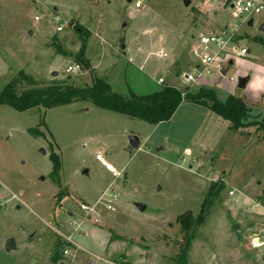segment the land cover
Here are the masks:
<instances>
[{
  "label": "rangeland",
  "instance_id": "obj_1",
  "mask_svg": "<svg viewBox=\"0 0 264 264\" xmlns=\"http://www.w3.org/2000/svg\"><path fill=\"white\" fill-rule=\"evenodd\" d=\"M137 1L0 0V91L17 77L19 92L68 76L75 87L105 80L121 96L162 85L196 91L183 78L197 60L191 35L238 24V43L248 54L235 58L225 77L213 72L202 82L221 101L229 95L247 105L264 100V10L249 27L230 10L199 0H142L136 8ZM72 64L80 71L69 75L65 69ZM241 77H249L243 90L237 88ZM260 110L264 105L252 117L264 119ZM229 126L187 102L156 126L88 101L23 112L0 106V264H50L56 240L71 244L63 235L78 246L65 264H102L95 257L173 264L182 241L178 217H196L207 186L219 179L226 188L193 229L185 264H264V247L255 250L244 239L264 230V135ZM130 136L140 142L133 155L127 151ZM96 150L119 177L95 160ZM52 152L60 160L57 175ZM107 190L116 195L115 211L103 209L97 220H86L79 206L96 203ZM9 239L15 249L6 252Z\"/></svg>",
  "mask_w": 264,
  "mask_h": 264
},
{
  "label": "trees",
  "instance_id": "obj_2",
  "mask_svg": "<svg viewBox=\"0 0 264 264\" xmlns=\"http://www.w3.org/2000/svg\"><path fill=\"white\" fill-rule=\"evenodd\" d=\"M264 45V40H259ZM87 69L88 64L84 62ZM20 78L31 83L25 75ZM19 77L11 80L0 91V106H8L23 112L33 108L49 110L55 107L69 105L74 102H90L97 108L117 113L131 119L156 126L168 122L183 102L195 104L208 109L224 121L229 122L230 131H248L246 133L262 131L264 135V119L252 117L253 110L246 102L238 97L228 96L225 100L218 99L211 88H199L191 91L188 88L176 89L162 85L158 91L147 95H137L129 92L127 96L114 93L105 80L95 79L91 85L75 87L70 84L72 78L68 76L64 82H53L41 88H29L18 92ZM245 129V130H244ZM33 135L36 133L31 130ZM52 174L57 175L60 170L59 156L50 154ZM226 185L219 179L211 182L206 189L199 213L193 217L190 213L178 217L177 222L182 234V241L176 252L173 264H185L192 242L193 229L203 224L209 216L214 204L220 201V196ZM72 248L67 242L56 240L54 251L50 257V264H62V254L65 248Z\"/></svg>",
  "mask_w": 264,
  "mask_h": 264
},
{
  "label": "built area",
  "instance_id": "obj_3",
  "mask_svg": "<svg viewBox=\"0 0 264 264\" xmlns=\"http://www.w3.org/2000/svg\"><path fill=\"white\" fill-rule=\"evenodd\" d=\"M202 5L221 6L223 9L231 11L232 16L244 24L252 21V16L261 13L264 10V0H199ZM142 4V0H138L135 4L136 8H139ZM253 22V21H252ZM63 24H58L56 32H61ZM238 34V24H234L231 27L226 25L220 32L210 31L199 33L193 42L191 47V53L196 58V64L198 67L193 68L190 73L184 76V80L189 83H194L199 80L204 74H212L213 72L221 73L223 70L227 71L229 66L233 65L235 58L244 57L248 54L246 47L240 46ZM161 54H159L160 56ZM231 62V65H230ZM80 71L78 64L69 65L65 69V73L72 75ZM230 81L234 78L230 77ZM163 80L159 79L158 83H162ZM95 160L101 165V167L111 173L112 177H119V173L114 170L110 163H108L102 153L95 152ZM237 192V191H236ZM228 195L231 199L235 196V190L229 191ZM103 196L108 198L103 202ZM116 195L112 190L100 197L96 203L92 205L82 204L79 206L80 212L86 220L91 221L93 218L97 220L100 217V212L105 209L109 212H114L113 200ZM255 206H259L258 204ZM80 224H77V226ZM78 228V227H77ZM76 228V229H77ZM67 241L75 246V248H65L62 254V264H65V260L73 259L77 253L78 246L74 244L69 237H65ZM247 244L252 245L255 250L264 247V230L259 233L249 234L244 238ZM69 244V243H68ZM70 244V245H71ZM77 248V249H76ZM95 259L102 264H120L106 260L101 257H95ZM96 264V262H94Z\"/></svg>",
  "mask_w": 264,
  "mask_h": 264
},
{
  "label": "water",
  "instance_id": "obj_4",
  "mask_svg": "<svg viewBox=\"0 0 264 264\" xmlns=\"http://www.w3.org/2000/svg\"><path fill=\"white\" fill-rule=\"evenodd\" d=\"M185 5H188V0H183ZM248 26H252V21H250L248 23ZM259 31L264 33V22L260 25L259 27ZM231 64V62H230ZM222 74H225V71L222 72ZM57 76V72L52 73V77H56ZM248 81L247 77H243V78H239L238 79V84H237V88L243 90L245 88V85ZM129 142H128V148L127 151L130 155H133V153L139 148V139L136 136H130L128 138ZM42 153L45 154L44 150H42ZM139 210L144 211L145 207L142 205H138ZM15 249V244L14 241L12 239H9L5 245V251L6 252H10L11 250Z\"/></svg>",
  "mask_w": 264,
  "mask_h": 264
},
{
  "label": "crops",
  "instance_id": "obj_5",
  "mask_svg": "<svg viewBox=\"0 0 264 264\" xmlns=\"http://www.w3.org/2000/svg\"><path fill=\"white\" fill-rule=\"evenodd\" d=\"M252 24H253V22H252ZM248 26V25H247ZM199 33H201V32H199ZM198 33V34H199ZM191 39L192 40H194L195 39V37L193 36V35H191ZM248 52H249V50H248ZM161 54V53H160ZM161 56V55H160ZM231 65V64H230ZM196 67H198V64H195L194 66H192V68L191 69H193V68H196ZM229 67H232V65L231 66H229ZM223 71H225V70H223ZM222 71V72H223ZM228 71V70H227ZM227 71H225V74H222V72L221 73H217V74H219L221 77H225L226 76V73H227ZM187 73H184L183 74V78H184V76L186 75ZM209 75H211V74H209ZM205 76H208V74H205V75H203L199 80H197L196 82H194V83H189V82H187L186 84H195L196 86H197V89H199V88H208V86L206 85V83H204V82H202V79L205 77ZM241 78H243V77H241ZM248 78V81H249V77H247ZM161 79V78H160ZM159 80V79H158ZM158 80H157V84L159 85V83H158ZM248 81H247V83H248ZM186 82V81H185ZM163 83V82H162ZM247 83H246V85H247ZM246 85H245V88H246ZM172 87H174V88H176L175 86H173V85H171ZM177 89V88H176ZM196 89V90H197ZM159 89H157L156 91H158ZM155 91V92H156ZM135 93V92H134ZM153 93V92H152ZM135 94H137V93H135ZM147 94H151V93H141V94H137V95H147ZM229 96H232V95H229ZM227 98V97H226ZM225 98V99H226ZM247 102H249L250 104H249V107H251L252 108V110L254 111V110H256V111H258L259 109H261V106H263L264 105V100H259V101H256V102H253V101H250V100H246ZM257 108V109H256ZM261 111V110H260ZM262 112H264L263 110L261 111V113H259L258 112V114H260V116H261V118H262ZM257 114V115H258ZM253 115H254V112H253ZM221 119V118H220ZM259 119V118H258ZM97 151H99V150H96V152ZM100 152V151H99ZM71 216V215H70ZM95 234V233H94ZM63 237H69L70 239H71V237L70 236H64L63 235ZM72 241V240H71ZM74 243V242H73ZM75 244V243H74ZM100 245V244H99ZM256 256V255H255ZM264 259V258H263Z\"/></svg>",
  "mask_w": 264,
  "mask_h": 264
}]
</instances>
